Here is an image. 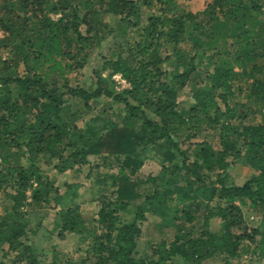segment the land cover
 <instances>
[{
    "label": "trees",
    "instance_id": "obj_1",
    "mask_svg": "<svg viewBox=\"0 0 264 264\" xmlns=\"http://www.w3.org/2000/svg\"><path fill=\"white\" fill-rule=\"evenodd\" d=\"M115 24L136 37L90 65ZM85 68L94 86L72 83ZM114 74L128 86L115 90ZM101 98L121 105L119 121L102 109L80 124L72 101L90 111ZM242 151L251 172L236 185L228 157ZM147 160L159 169L139 175ZM84 165L98 205L88 223L77 192L46 172ZM0 197V264H231L244 241L249 262L264 261V0L196 12L176 0H0ZM51 210V232L84 245L77 260L30 239L43 226L27 214ZM147 219L174 232L140 254Z\"/></svg>",
    "mask_w": 264,
    "mask_h": 264
},
{
    "label": "rangeland",
    "instance_id": "obj_2",
    "mask_svg": "<svg viewBox=\"0 0 264 264\" xmlns=\"http://www.w3.org/2000/svg\"><path fill=\"white\" fill-rule=\"evenodd\" d=\"M180 6L187 7L193 12L200 11L204 8L208 0H176ZM145 11V10H144ZM147 11V10H146ZM147 13V12H146ZM147 14H144L146 17ZM144 23V20L141 21V24ZM140 24V25H141ZM118 27V29L116 28ZM128 29V28H127ZM126 31V30H125ZM125 31H119V26L117 24L114 25L113 30L104 35L105 38L101 42L100 49L93 50L89 55L90 65L96 64L99 61H102V56H108L111 53V50L117 45L124 41H131L132 37H136L135 33L128 29V32L125 35ZM126 43V42H125ZM126 46H129L127 44ZM108 48H110L108 50ZM167 68L170 70L172 65H167ZM90 70L88 68L74 71L71 73L70 79L72 83H78L79 85L87 88L88 86H94V79L90 76ZM114 81L115 90H121L122 88L128 86L127 82L120 76V74H114L112 77ZM188 87V86H187ZM188 89V88H187ZM71 104V100L69 101ZM68 102V103H69ZM73 107L78 111L79 123L82 124L84 121L88 120L90 117L94 116L98 111L104 109L106 115H108L111 120L118 122L119 117L117 114L121 111V105L118 103L112 102L109 98H101L94 105V109L88 111L85 110L81 104V102L72 101ZM92 161V158L90 159ZM229 166L227 169V173L229 174V181L236 185H241L247 176L250 174L251 169L245 163L244 151L240 152L239 155L232 154L228 157ZM89 165H84L81 170L76 171V166L68 171L57 173V171L52 168L47 169V173L53 180V184L58 188V190L63 193L66 189L74 190L77 192L78 198L77 201H80V211L82 215L85 217L87 223L90 221V217L94 216L95 212L98 209V205L96 201L90 200V185L91 179L86 176ZM115 168V167H114ZM93 172H101L106 171V169L100 166L98 169L95 167H91ZM159 169V166L155 161L147 160L142 168L139 171V175H147L148 173H155ZM65 184L74 185L72 187L67 188ZM70 192V191H69ZM4 202L0 197V213L4 210ZM42 215L43 210H35V213ZM49 213L41 218L42 216H38L34 219V213H28L27 217L32 221V225L36 222L40 221L43 228H39L38 232L34 235L29 232V236H31V240L34 244L38 245L39 248H42L45 251H50L53 249L58 250V252H62L64 254H68V256H72L77 260L78 255L83 254L84 245L80 242L79 237L76 233H67L63 238L59 239L57 237V232H51L52 224L50 223L54 217V211H48ZM244 219L247 222L248 227H254L255 224V216H257L256 212L253 209H248V207L243 208ZM41 218V219H40ZM160 228L157 224L151 220L147 219L141 222L142 234L138 241V250L140 254H146L145 246L150 241L152 243L157 242L165 235L172 236L174 232V228L171 226H162ZM33 229V227H32ZM161 231L165 232V235L162 236ZM243 246H241V251L239 256L234 258L231 261V264H264V261H250L249 255L250 253L246 252V242L244 241ZM82 248V249H81ZM79 249V251H78ZM48 260V259H47ZM23 264V263H19ZM207 264H224L220 257H215L208 260Z\"/></svg>",
    "mask_w": 264,
    "mask_h": 264
}]
</instances>
